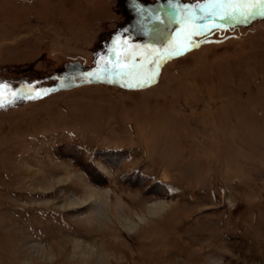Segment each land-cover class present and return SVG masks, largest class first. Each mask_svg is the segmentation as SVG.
<instances>
[{
	"label": "rangeland",
	"instance_id": "1",
	"mask_svg": "<svg viewBox=\"0 0 264 264\" xmlns=\"http://www.w3.org/2000/svg\"><path fill=\"white\" fill-rule=\"evenodd\" d=\"M134 2L0 0V264H264V17Z\"/></svg>",
	"mask_w": 264,
	"mask_h": 264
},
{
	"label": "snow or ice",
	"instance_id": "2",
	"mask_svg": "<svg viewBox=\"0 0 264 264\" xmlns=\"http://www.w3.org/2000/svg\"><path fill=\"white\" fill-rule=\"evenodd\" d=\"M138 0L134 2V8ZM199 10L198 12L196 10ZM137 11L143 12L144 9L137 8ZM177 15L181 17L179 23L185 26V40L191 43L189 37L198 35H206L212 28L218 27L216 24L217 19L221 22L234 21V22H247L249 19L255 16L264 17V0H205V3L199 5H191L177 8ZM157 19H159L157 17ZM207 22V23H205ZM163 23V21H161ZM211 25V27H209ZM174 52L176 50H173ZM134 59L135 53H132ZM127 58V57H126ZM149 66L158 67V61L153 58L148 61ZM114 69L119 70L117 72L120 76L133 75L138 68L142 69L143 64H130L127 67V71H122L125 66L117 63L113 65ZM158 73L154 72L152 75L147 76L145 79H137L135 84H129L128 87H140L145 83H150ZM10 86L5 83H0V107L4 106V90ZM15 96L16 93L12 92ZM23 96V93L21 94Z\"/></svg>",
	"mask_w": 264,
	"mask_h": 264
},
{
	"label": "bare ground",
	"instance_id": "3",
	"mask_svg": "<svg viewBox=\"0 0 264 264\" xmlns=\"http://www.w3.org/2000/svg\"><path fill=\"white\" fill-rule=\"evenodd\" d=\"M96 197L94 196V195H89L86 199H84V200H78V199H74V200H72L71 201V203L70 204H67L68 205V207L70 208H72V207H74V208H76V207H80V206H82V205H85L88 201H91V200H94ZM104 206H106L107 204H103ZM108 206V205H107ZM63 208V207H62ZM157 208V207H156ZM162 208H163V206H162ZM158 209H161V208H158ZM156 211H157V209H156ZM159 212H160V210H158ZM161 211H162V209H161ZM124 212V214H125V216L126 215H128V213L126 212V211H123ZM157 215V214H156ZM159 215V214H158ZM91 218V217H90ZM144 219L145 218H143V216H140V219H139V221L140 222H142V221H144ZM89 221H90V219H88ZM119 221H120V224L121 225H123L124 227H126V228H128L129 230H133V229H135L137 226H138V222L137 223H135V222H132V221H129V220H127L126 219V217H123V216H121V218L119 219ZM97 222V221H96ZM119 224V225H120ZM108 228V227H107ZM110 229H112V228H108L107 230H109V231H100L99 232V235H97V239L96 238H94V239H92L93 240V244L91 243L90 244V246H91V248L92 249H97V251H98V253H100V254H102V256H105V257H117V256H119V255H123L122 254V251L124 252V250H122L121 251V243H116V242H113L112 241V238L113 237H115L114 236V234H113V232L114 231H112V232H110ZM113 230V229H112ZM89 231H92V229H90ZM88 233V232H87ZM94 233V232H93ZM98 233V232H97ZM86 234V233H85ZM91 234V233H90ZM89 234V235H90ZM92 235V234H91ZM69 236V235H68ZM80 236H83V234H81L80 233ZM87 236V235H86ZM93 236V235H92ZM122 236V235H121ZM84 237V236H83ZM91 237V236H90ZM119 237V236H118ZM78 238V237H77ZM122 238V237H121ZM120 238V239H121ZM79 239V238H78ZM81 239H83V238H81ZM85 239H86V237H85ZM84 240V239H83ZM119 241V240H118ZM153 242V241H152ZM159 242V241H158ZM89 243V242H88ZM87 243V244H88ZM123 243V242H122ZM155 243H157V241L155 242ZM164 243V242H163ZM166 243V242H165ZM124 244V243H123ZM122 244V245H123ZM154 244V243H153ZM125 246V245H124ZM150 246H153L152 244L150 245ZM156 246V245H155ZM178 247H179V245H178ZM55 248V247H54ZM171 248V247H170ZM173 248V247H172ZM174 249V248H173ZM173 249H171V250H173ZM86 249H84V251H85ZM88 251H89V249H87ZM182 250V249H181ZM185 250V249H184ZM64 251V250H63ZM161 252V251H160ZM127 253V252H126ZM150 253H152V252H150ZM84 254H87V253H84ZM94 254H97V252L95 251V250H91V252H89V256H94ZM186 254V253H185ZM128 255V254H127ZM156 255H158V254H156ZM160 255V254H159ZM192 255V254H191ZM126 256V255H125ZM130 256V255H129ZM187 257H188V255H187ZM192 257V256H191ZM119 258V257H118ZM93 259V258H92ZM113 259V258H112ZM128 259V258H127ZM130 259H132V258H130ZM190 259V258H189ZM200 259V258H199ZM119 260V259H118ZM122 260V259H121ZM194 260V259H193ZM200 262V261H199ZM117 263V262H116ZM128 264V263H127ZM130 264V263H129Z\"/></svg>",
	"mask_w": 264,
	"mask_h": 264
}]
</instances>
